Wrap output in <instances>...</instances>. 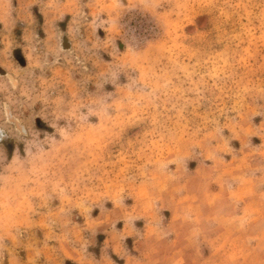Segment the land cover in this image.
<instances>
[{
    "label": "rangeland",
    "instance_id": "374dc122",
    "mask_svg": "<svg viewBox=\"0 0 264 264\" xmlns=\"http://www.w3.org/2000/svg\"><path fill=\"white\" fill-rule=\"evenodd\" d=\"M0 264H264V0H0Z\"/></svg>",
    "mask_w": 264,
    "mask_h": 264
}]
</instances>
